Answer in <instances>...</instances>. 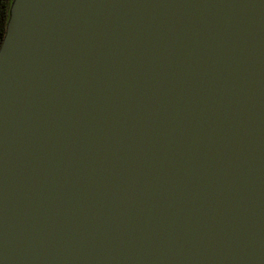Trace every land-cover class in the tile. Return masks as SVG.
Masks as SVG:
<instances>
[{
  "label": "water",
  "instance_id": "1",
  "mask_svg": "<svg viewBox=\"0 0 264 264\" xmlns=\"http://www.w3.org/2000/svg\"><path fill=\"white\" fill-rule=\"evenodd\" d=\"M0 264H264V0H13Z\"/></svg>",
  "mask_w": 264,
  "mask_h": 264
},
{
  "label": "trees",
  "instance_id": "2",
  "mask_svg": "<svg viewBox=\"0 0 264 264\" xmlns=\"http://www.w3.org/2000/svg\"><path fill=\"white\" fill-rule=\"evenodd\" d=\"M12 3L13 0H0V48L6 35Z\"/></svg>",
  "mask_w": 264,
  "mask_h": 264
}]
</instances>
